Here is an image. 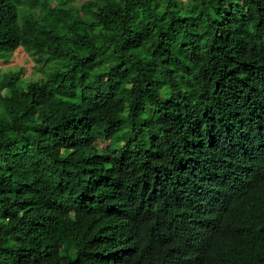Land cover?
<instances>
[{
	"label": "trees",
	"instance_id": "16d2710c",
	"mask_svg": "<svg viewBox=\"0 0 264 264\" xmlns=\"http://www.w3.org/2000/svg\"><path fill=\"white\" fill-rule=\"evenodd\" d=\"M19 49L0 264H264V0H0Z\"/></svg>",
	"mask_w": 264,
	"mask_h": 264
},
{
	"label": "rangeland",
	"instance_id": "374dc122",
	"mask_svg": "<svg viewBox=\"0 0 264 264\" xmlns=\"http://www.w3.org/2000/svg\"><path fill=\"white\" fill-rule=\"evenodd\" d=\"M76 4L79 6L81 2L78 1ZM42 66L43 64L35 62V56L19 49L11 55L7 63L0 64V72L5 73L19 71L21 79L39 80L43 77V73L40 71Z\"/></svg>",
	"mask_w": 264,
	"mask_h": 264
}]
</instances>
